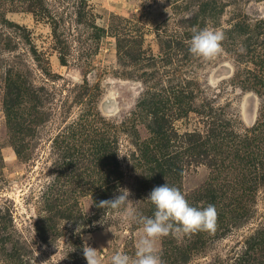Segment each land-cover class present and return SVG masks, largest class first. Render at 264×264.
<instances>
[{"label": "rangeland", "instance_id": "374dc122", "mask_svg": "<svg viewBox=\"0 0 264 264\" xmlns=\"http://www.w3.org/2000/svg\"><path fill=\"white\" fill-rule=\"evenodd\" d=\"M205 27L225 36L211 61L189 52ZM157 120L178 148L215 132L183 164L191 206L224 175L218 188L248 195L215 232L158 240L163 264H264V181L244 177H261V156H234L264 121V0H0V264H87L86 243L102 264L134 258L142 225L99 203L127 189L154 215L137 142ZM98 142L117 160L108 193L91 173Z\"/></svg>", "mask_w": 264, "mask_h": 264}, {"label": "trees", "instance_id": "16d2710c", "mask_svg": "<svg viewBox=\"0 0 264 264\" xmlns=\"http://www.w3.org/2000/svg\"><path fill=\"white\" fill-rule=\"evenodd\" d=\"M28 126L29 125H27L26 128H28ZM155 126L156 127L153 128L155 136L152 141L145 140L142 143L137 142L141 152L138 158L141 160L139 165L145 168L142 180L143 191L145 192L148 190L151 192L153 188L162 186L166 183H168L170 187L180 189L178 183L183 171L185 159L191 154L196 153V151H198L197 154H206L212 144L211 138L215 132L211 131L206 136L189 133L185 136L186 147L178 148L172 143L175 139L172 138L165 124L157 120ZM253 130V136L240 140L241 144H239L234 154L238 162L247 166L252 163L255 156H261L257 158L259 161L256 164L260 167L261 177L251 178L249 175L244 176L248 182L252 183L256 182L258 179L264 181V121L255 126ZM99 143L100 142L96 143V146L102 149L97 150L94 159H91V165L94 166V168L91 169V173L101 174L102 177L100 181L104 186L103 192L108 193V191L112 189V183L115 180L113 175H116V171L113 169L117 165V160L114 153L111 154L107 149V145H100ZM101 153H104V155ZM240 153H243L242 157ZM101 167L104 169H101ZM217 175H219L218 171ZM212 181L213 182L207 185L203 190V200H205L204 208H206L208 204L214 205L215 207L222 205V208L218 207L219 209H217L216 207L217 225L219 223H224L227 220L225 218L228 216L234 221L240 219L235 213L237 210L245 208L244 199H246L248 195L238 196L233 188L234 195L228 196L227 191L218 188V186H228L229 188L230 184L234 183L231 175H224L221 178L215 177ZM99 194L102 195L100 192ZM104 196L103 194L101 197ZM248 199H251V197H248ZM153 210L155 211L154 205ZM203 234H205V232L201 231L198 233L197 237L200 239ZM199 239H197V241H199Z\"/></svg>", "mask_w": 264, "mask_h": 264}, {"label": "clouds", "instance_id": "9594fccd", "mask_svg": "<svg viewBox=\"0 0 264 264\" xmlns=\"http://www.w3.org/2000/svg\"><path fill=\"white\" fill-rule=\"evenodd\" d=\"M225 36L221 31L208 27L196 32L191 39L189 52L205 60H214L223 51L222 42ZM129 191L121 189L114 198L101 201L99 207L122 210V215L128 221H134L143 227L144 235L136 244L135 257L127 253L116 252L111 256L110 264H163L157 248V241L162 237L178 234H191L197 231L213 233L217 227V211L214 205L197 208L189 204L184 194L168 183L153 188L147 200L154 206L151 217L138 215L130 206ZM87 264H102L98 250L88 246L83 247Z\"/></svg>", "mask_w": 264, "mask_h": 264}]
</instances>
